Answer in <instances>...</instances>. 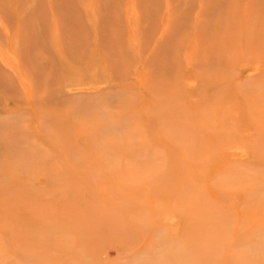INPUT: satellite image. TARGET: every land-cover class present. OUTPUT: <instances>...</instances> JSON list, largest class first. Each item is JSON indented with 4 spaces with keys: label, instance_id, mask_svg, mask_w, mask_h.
<instances>
[{
    "label": "rangeland",
    "instance_id": "374dc122",
    "mask_svg": "<svg viewBox=\"0 0 264 264\" xmlns=\"http://www.w3.org/2000/svg\"><path fill=\"white\" fill-rule=\"evenodd\" d=\"M0 264H264V0H0Z\"/></svg>",
    "mask_w": 264,
    "mask_h": 264
},
{
    "label": "bare ground",
    "instance_id": "6f19581e",
    "mask_svg": "<svg viewBox=\"0 0 264 264\" xmlns=\"http://www.w3.org/2000/svg\"><path fill=\"white\" fill-rule=\"evenodd\" d=\"M255 52V51H254ZM242 67V66H241ZM29 89V88H28Z\"/></svg>",
    "mask_w": 264,
    "mask_h": 264
}]
</instances>
